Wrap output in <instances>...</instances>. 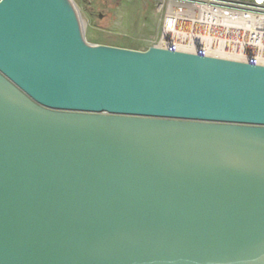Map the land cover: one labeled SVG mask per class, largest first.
<instances>
[{
	"label": "water",
	"instance_id": "water-1",
	"mask_svg": "<svg viewBox=\"0 0 264 264\" xmlns=\"http://www.w3.org/2000/svg\"><path fill=\"white\" fill-rule=\"evenodd\" d=\"M82 25L0 0V264H264V67Z\"/></svg>",
	"mask_w": 264,
	"mask_h": 264
},
{
	"label": "built area",
	"instance_id": "built-area-1",
	"mask_svg": "<svg viewBox=\"0 0 264 264\" xmlns=\"http://www.w3.org/2000/svg\"><path fill=\"white\" fill-rule=\"evenodd\" d=\"M72 1L100 34L97 44L116 47L112 44L138 34L141 23L130 22L143 5L153 14L152 47L264 67V0ZM127 2L133 9L126 10V19L112 21L110 9Z\"/></svg>",
	"mask_w": 264,
	"mask_h": 264
},
{
	"label": "rangeland",
	"instance_id": "rangeland-1",
	"mask_svg": "<svg viewBox=\"0 0 264 264\" xmlns=\"http://www.w3.org/2000/svg\"><path fill=\"white\" fill-rule=\"evenodd\" d=\"M93 1V0H92ZM87 1L89 2H92ZM95 1V0H94ZM108 0H103V2L105 4H107ZM118 4L117 6L115 5V7L113 6L110 9V14H113L112 17V21H114V19L116 18V16L119 18L126 19L125 14H126V10L129 9H133L131 4L125 3L123 4L120 8H118ZM136 11H138V13H136L135 16V20L133 18L132 22H130V24H136V23H141L142 29L139 30L138 34L132 35L130 39H126L122 42L119 43H115L112 44L116 47L119 48H125V49H132V50H145L147 49L152 43H153V30H150L149 27L153 26V14L151 13V8H144L143 5H139V8H135ZM125 10V11H124ZM110 14L108 16H110ZM127 15V14H126ZM80 17L82 19L83 22V28H84V36L85 39L87 40V42H89L90 44H97L100 43V34H98L97 32L94 31V28L89 24H87V20L85 18V15L80 12ZM104 19V18H103ZM122 19V21H123ZM120 20V19H119ZM152 24V25H151ZM148 27V28H147Z\"/></svg>",
	"mask_w": 264,
	"mask_h": 264
},
{
	"label": "bare ground",
	"instance_id": "bare-ground-1",
	"mask_svg": "<svg viewBox=\"0 0 264 264\" xmlns=\"http://www.w3.org/2000/svg\"><path fill=\"white\" fill-rule=\"evenodd\" d=\"M149 47H152V44H151ZM149 47H148V48H149ZM131 50H132V49H131ZM145 50H146V49H145ZM139 51H144V50H139Z\"/></svg>",
	"mask_w": 264,
	"mask_h": 264
}]
</instances>
